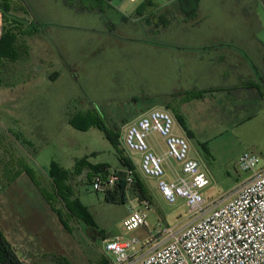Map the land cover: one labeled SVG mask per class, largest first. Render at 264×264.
I'll return each instance as SVG.
<instances>
[{"label": "rangeland", "instance_id": "obj_1", "mask_svg": "<svg viewBox=\"0 0 264 264\" xmlns=\"http://www.w3.org/2000/svg\"><path fill=\"white\" fill-rule=\"evenodd\" d=\"M68 1L72 6L65 0H12L11 7L7 6L9 17L25 24L16 31L21 56L0 67V227L25 264H105L113 255L105 251L104 239L151 236L147 250L167 238L157 234L162 226L177 232L194 219L183 198L167 203L151 177H141L151 195L142 198L147 206L132 186L126 190L125 202L108 201L87 181L86 169L73 176L70 188L94 225L86 222L78 208L69 216L54 199L50 182L54 163L72 169L78 159L88 156L91 163L108 164L111 170L120 172L128 167L120 164L103 130L96 126L80 130L70 118L91 111L108 126H120L132 112L160 100V66L151 64L157 55L146 41H161L173 32H152V14L138 20L136 8L143 3L144 9H152L149 0H113L112 7L101 13L81 10L87 1ZM257 11L258 33L264 40L261 0ZM123 14L129 21H124ZM30 22L36 30L26 25ZM4 25L6 29L14 26L9 18ZM50 60L58 78H52L56 73ZM214 123L218 127L197 130L193 145L210 177L201 193L208 200L221 202L254 171L264 170V122L245 125V138L221 121ZM118 130L121 142L123 129ZM120 147L128 158L139 160L122 142ZM244 151L259 156L254 171L238 168ZM126 202L146 210L148 227L123 230ZM55 208H61L62 218Z\"/></svg>", "mask_w": 264, "mask_h": 264}, {"label": "built area", "instance_id": "obj_2", "mask_svg": "<svg viewBox=\"0 0 264 264\" xmlns=\"http://www.w3.org/2000/svg\"><path fill=\"white\" fill-rule=\"evenodd\" d=\"M3 12L0 9V37L3 32ZM175 120L166 108H151L123 128V146L138 154L139 160L123 172L109 169L97 174L93 188L105 193L124 179L127 188L136 173L156 180V187L165 201L174 204L183 198L194 219L182 230L174 232L162 226L157 234L166 236L151 248L152 237L122 239L116 236L104 240V249L113 255L110 264H264V170L255 172L259 163L256 153L244 151L237 162L242 171L254 174L221 202L208 200L201 191L210 184L198 156L191 155L192 146L185 135L174 131ZM154 133L162 137L157 152L149 142ZM145 205L148 203L143 201ZM148 214L126 202L123 230L148 227ZM144 250V251H143ZM25 264L26 260L20 258Z\"/></svg>", "mask_w": 264, "mask_h": 264}, {"label": "crops", "instance_id": "obj_3", "mask_svg": "<svg viewBox=\"0 0 264 264\" xmlns=\"http://www.w3.org/2000/svg\"><path fill=\"white\" fill-rule=\"evenodd\" d=\"M261 2L264 4V0ZM158 4L157 15L164 16L168 24L158 26L159 18L154 16L152 32L173 29L161 41H146L157 55L152 56L156 59H151V64L160 66L161 99L121 120L120 129L147 110L159 107L172 113L174 131L187 136L192 156H198L193 145L197 130L218 127L215 121L237 129L245 138V125L264 122V40L258 33L259 0H198L193 17L181 11L179 0ZM138 17L139 21L144 18ZM50 62L56 73L52 78H58L54 62ZM132 100L136 102L137 98ZM149 142L157 152L160 149L156 143L164 148L157 133L150 136Z\"/></svg>", "mask_w": 264, "mask_h": 264}, {"label": "trees", "instance_id": "obj_4", "mask_svg": "<svg viewBox=\"0 0 264 264\" xmlns=\"http://www.w3.org/2000/svg\"><path fill=\"white\" fill-rule=\"evenodd\" d=\"M87 1L86 5H83L81 10H88V11H96V12H105L108 8L112 7V1L113 0H84ZM152 6V9L147 10L146 7L144 9V4L142 3L139 7L136 8V15L143 17L147 14H152L150 17L157 16L159 18V21L157 23L158 26H166L168 24L167 20H164L165 17L157 14L155 15L154 11H157V8L159 7L158 3H156L154 0H149ZM12 0H0V9L3 12V21L6 23L7 19L9 18L12 20V24L14 25L11 29H6L5 25L3 24V36L0 37V67L5 63V61H17L19 59L20 55V45L17 41V27L24 25L25 23L19 20L16 17H9V12L7 9V6L11 7ZM65 3L72 6V3H70L68 0H65ZM197 3L198 0H179L180 9L183 11V13L186 14L187 17H193L195 16V13L197 11ZM2 4V5H1ZM154 10V11H153ZM124 20H128L129 17L123 16ZM40 24V23H39ZM28 27L31 28V30H36V26L34 23L30 22L29 24H26ZM0 85H3V81L0 78ZM70 123L73 125V127L78 128L80 130H86L92 126H96L99 129L103 130L105 137L109 140V142L113 145L115 148L120 164L122 166H128L132 167V162L128 156L124 155L123 150L121 149L120 145V133L119 126L110 127L107 125L105 120L101 117H99L96 113L91 111H85V112H78L74 116L70 118ZM123 167V168H124ZM27 169V173L29 175L35 176L32 170ZM111 167L108 164L101 163V164H93L90 162L88 156H84L81 159H78L75 162V165L72 169H64L59 167L57 164H53L51 167L50 172V182L52 184L53 189V195L54 199L59 200L62 204V207L65 208L67 214L69 216H74L76 209L78 208L82 215L84 216V219L87 223L94 225L89 214L87 213L86 209L78 202V199L74 196V189L71 190L70 188V182L71 178L76 176L77 174H80L84 169H86V178L87 181L92 183L94 177L97 174H104L107 173V171ZM122 172V171H120ZM33 176L32 179L37 182L36 178ZM36 177V176H35ZM133 191H136L138 193V196L140 200L142 198L151 197L150 191L146 186V183L142 180L141 176L136 173L135 175V181L132 185ZM126 190L127 186L124 181V179H121L115 188L113 190H109L104 194V198L108 201H118L121 202L126 201ZM152 199V198H151ZM49 203L54 207V204L52 203V200H49ZM55 210H57L55 208ZM58 215L62 218L63 214L61 211V208L57 210ZM111 261L106 262L105 264H110ZM0 264H24L21 260L19 255L17 254V251L15 247L12 245V243L8 240L7 236L3 232V230L0 227Z\"/></svg>", "mask_w": 264, "mask_h": 264}]
</instances>
